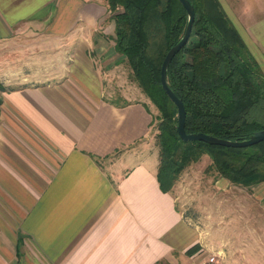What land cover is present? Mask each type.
<instances>
[{
	"label": "crops",
	"instance_id": "obj_1",
	"mask_svg": "<svg viewBox=\"0 0 264 264\" xmlns=\"http://www.w3.org/2000/svg\"><path fill=\"white\" fill-rule=\"evenodd\" d=\"M219 1L264 74V0ZM106 14V0H0V41L28 37L14 44L20 62L0 55V264H154L204 250L173 187L158 184L155 146L145 154L151 110L104 97L101 60L123 62Z\"/></svg>",
	"mask_w": 264,
	"mask_h": 264
},
{
	"label": "trees",
	"instance_id": "obj_2",
	"mask_svg": "<svg viewBox=\"0 0 264 264\" xmlns=\"http://www.w3.org/2000/svg\"><path fill=\"white\" fill-rule=\"evenodd\" d=\"M194 10L187 41L171 57L166 81L181 98L186 132L227 139L264 129V74L219 0H188ZM113 23V49L125 61L140 90L155 105L156 179L172 187L184 166L206 154V170L228 182L249 186L264 180V138L246 146L182 140L176 107L159 81L166 50L180 37L186 12L178 0H106ZM4 88L0 84V90ZM196 243L189 246L192 252ZM156 261L154 264L160 263Z\"/></svg>",
	"mask_w": 264,
	"mask_h": 264
},
{
	"label": "rangeland",
	"instance_id": "obj_3",
	"mask_svg": "<svg viewBox=\"0 0 264 264\" xmlns=\"http://www.w3.org/2000/svg\"><path fill=\"white\" fill-rule=\"evenodd\" d=\"M223 9L225 10L224 7ZM109 14L107 9L108 19ZM23 39L28 37L19 38L15 35L14 41H0V55L4 51L9 52L7 60L20 62L24 56L14 44H20ZM50 53L49 50L38 53L35 59L38 71L52 67L51 61L46 58ZM104 60H101L104 64L100 63L99 66L104 70L99 74H105V79L101 81L104 97L119 99L124 95L130 99H140L149 107L151 115L156 114L155 105L140 90L130 75L126 62L119 61L110 67ZM155 123L154 118L146 141L148 144L144 145L145 154L149 147L152 150L155 146L157 151ZM208 161V156L202 154L199 159L184 166L177 174L171 190L177 207L188 224L195 222L196 228L200 230V243L204 250L197 259L177 255L176 260L161 261L158 264H200L207 252L217 250L218 261L214 264H264V180L249 186L230 183L215 171L206 170ZM195 223L192 224L193 227Z\"/></svg>",
	"mask_w": 264,
	"mask_h": 264
},
{
	"label": "water",
	"instance_id": "obj_4",
	"mask_svg": "<svg viewBox=\"0 0 264 264\" xmlns=\"http://www.w3.org/2000/svg\"><path fill=\"white\" fill-rule=\"evenodd\" d=\"M180 4L184 7L186 12V23L184 26V29L180 35V37L177 39L175 43H173L164 53L162 60L160 62L159 66V81L162 89L164 90L167 97L173 102V104L176 107V123H175V130L182 140H192V139H198L205 141L207 143L211 144H220V145H230V146H246L253 144L262 138H264V129H256L249 133V135L242 139H227L218 137L215 135H211L208 133H204L201 131H191L186 132L184 130V118H185V112H184V106L182 103V100L180 97L175 95L172 91V89L168 86L166 81V68L167 65L173 56V54L184 45V43L187 41L192 21H193V15L194 10L193 6L190 1L188 0H178Z\"/></svg>",
	"mask_w": 264,
	"mask_h": 264
},
{
	"label": "built area",
	"instance_id": "obj_5",
	"mask_svg": "<svg viewBox=\"0 0 264 264\" xmlns=\"http://www.w3.org/2000/svg\"><path fill=\"white\" fill-rule=\"evenodd\" d=\"M219 251L207 252L206 255L201 259L200 264H214L217 259Z\"/></svg>",
	"mask_w": 264,
	"mask_h": 264
}]
</instances>
